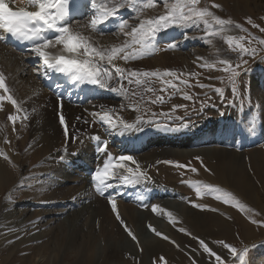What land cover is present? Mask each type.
<instances>
[{"label": "bare ground", "instance_id": "1", "mask_svg": "<svg viewBox=\"0 0 264 264\" xmlns=\"http://www.w3.org/2000/svg\"><path fill=\"white\" fill-rule=\"evenodd\" d=\"M97 2L100 3L102 0H97ZM9 3L14 8L26 6V0H15L14 4L12 3V0H10ZM82 3H85L84 0H82ZM153 11L154 10H147L145 14H142L141 18H144L145 15L152 16ZM87 13L88 15L91 14L90 7H88ZM132 13L135 12H130L126 9L121 10L117 19H122L124 16L129 18ZM115 21L116 20H112L101 26L105 33V37L103 36V38L102 36H99L100 33H93L88 28H80V30L85 35H90L91 37L94 34H98V36H93V38L97 40L98 45L106 48L120 46L124 42L125 37L122 34H119V32L117 34L110 33L116 25ZM130 21L131 20L128 21L129 24L131 23ZM183 32L184 28L182 27H171L167 31L158 34L156 41L153 42L155 45L154 51L151 54L145 53L141 58L128 61L127 63L123 60H117L115 63L128 69V67H130L129 64H136L147 60L146 62H142L145 64L144 69H148V71L159 70L162 73V71L168 69V63L171 65L172 62L176 61L172 58V56L178 58V60L182 58V54L180 53H167V55H164L163 53L164 50L174 51L183 41L185 42V40H181V42L177 43L174 42L181 39ZM106 34L108 36H106ZM128 39L130 40L131 38ZM169 43L178 44L179 46L169 50ZM161 46L164 48L159 49ZM184 46L186 45L184 44ZM59 47L60 46H57V49H51L50 51L58 52ZM37 64L38 58H36L32 53L29 52L28 54H23V52H20L15 48L5 46L4 42L0 41V70L3 69L5 72L4 74L8 76L5 82L10 89V93L18 101V104L21 102L23 103V107L28 109L29 115V120L24 122L22 121V112L16 113L15 108L7 101L0 102V153H2V155H0V181L2 184L4 182L14 181L15 184L16 180L21 179V185V182L25 181V176H23L22 170H17V168L15 170L14 167L17 166L16 163L21 162L22 164L26 163L27 165L30 164L38 166L37 169L35 168V171H32V178H36V174L38 173L39 175H44L45 179L43 181L39 179L40 177L34 179V181H32V188L29 189L31 191L27 194L26 198L28 197L33 201V203L30 202L31 205H39L40 210L37 214H39V216L45 215V220L40 224H32L33 227H42L44 223H50L52 216H54L52 224L58 222V230L59 228L64 230L66 228V224L68 223L74 228L78 226L83 228L89 218V221L85 226V230H83L85 231V236L82 238L83 241H86V239L89 240V243L88 245L87 243L85 244L83 252L86 251L88 253L89 251L94 258L98 252L96 244L99 243V240H101V242L104 240L110 243H116L117 241L124 240L128 244H131L137 253L140 252L136 243L132 241L124 230V227L116 219V215L112 211L108 199L106 197L100 199L94 194V186L90 183L92 174H89V172L91 171V173H93L96 167L102 165L103 161L107 159L105 153H101L99 157L96 155L95 140L89 139V137L95 134H99L101 138L108 141L107 152L112 154L113 148H116L117 153H114V157H118L121 154L133 155L134 158L141 164L142 170L146 171V173L151 177V181L144 182L136 186L128 187L115 183L114 188L109 190L111 195L116 198L117 209L120 216L126 222L131 231L138 237L140 246H144V249L149 248V250H152L156 245L159 247L160 243L162 246L167 245V242L164 241L158 243L156 237L146 233L148 231L147 227L149 222L154 221L155 217V214L153 215L151 210V203L153 201H157V203L154 204L159 205L163 210L162 212L158 211L156 214L163 216L167 221L166 226L162 228H167L168 230L173 229L171 222L168 220L169 217L167 212L169 211L166 210L164 206L168 203H172L171 199L175 194L173 193L174 191H168L161 186H166L162 183V180L166 181L168 174L171 177L172 175L175 176V173H180L181 171L175 167L174 164L168 165L163 163V161H173L175 158H185L186 155L196 154L199 156L205 154L211 158V164H214V168L210 167L213 171H215L213 176H206L210 182L213 181L218 184L225 182L226 179L220 174V169L222 167L227 169L233 164L241 170L240 172L243 174L245 179L249 176V171L246 169L244 162L246 154H240V149L253 144L242 143L241 145L236 144L230 146L228 141H226L227 134L225 133V124L227 121H238L241 119V108H238L236 112L229 111L223 116L218 115L216 117H212V119L203 121L198 127H187L178 132H168L163 128L156 129L154 127H148L144 132H130L121 136L115 132L109 133L106 132L105 129L102 130V128H105L106 126H103L98 122L92 124L90 127L89 124H85L83 121H77L76 118L81 116L84 120H86L85 115H83L84 112L81 110L84 106H86L85 108L91 117L90 120H93L92 113L99 111L100 104H105L110 107L115 106L117 109H119L123 104L126 106L124 109H127L130 115L126 114L124 109L119 112V115H122L125 119L131 121L139 113L130 110L131 105L129 97H122L119 93L100 90L98 88H93L92 86L87 89L85 86L81 87L77 84L68 82L62 75H53L52 79H48V81L45 82L44 77L39 75L36 71V69L40 67H38ZM189 65L190 64H186L181 68L187 71ZM113 83L115 84V81H113ZM53 84L62 85V87L59 88L57 95L54 97L50 94L48 89H45V87L51 88ZM171 90L174 91V95H171L170 99L175 101L184 100L182 96H178L180 91H176L174 89ZM2 94L3 92L0 90V95ZM61 94L63 95L62 108L58 107V99ZM184 101L189 102V100ZM166 103L167 102H165V104ZM32 109H35V112L31 111ZM60 111H62L67 124L70 126V135H77V130H82L84 132L82 140L83 143L79 141H66L63 128L59 124L58 114ZM9 114H16L20 117L15 125L7 119ZM155 119L158 118L155 117ZM192 125L193 123L190 122L189 126ZM24 132H28L30 135L33 133L39 144L43 145L41 150H34L31 148L30 152L32 153H30L28 157L24 159L21 157L20 159V156L15 154L17 150L14 146L15 144L21 142L18 137L19 133L23 134ZM166 136L167 138L165 139ZM168 137L170 139H168ZM240 140L241 138L237 140L238 144L241 142ZM33 141L34 137L30 136L25 147L28 148V145L32 144ZM170 141H173L172 143L175 142L176 145L171 144L170 146ZM205 141H209L211 147L209 143ZM7 142L10 143L8 145L10 150L4 146ZM255 142L253 143L255 144ZM198 143L199 146H196ZM205 144L210 148L199 151L192 149L193 145H195L194 148H199L201 145ZM65 146L67 147V152H64ZM156 146L158 149L155 153H152L151 155H147L146 153L144 154L148 148H156ZM189 148H191V150ZM71 149V153L78 152L77 157L71 155ZM44 153H46L44 163L42 165L33 164L37 162V157L44 155ZM61 155L65 156V160L63 162L60 160ZM4 156H7L9 159H4ZM158 161H160V163H157ZM68 162H70L71 165L67 164ZM174 162L175 161H173V163ZM192 162H194V160ZM153 166L159 167L154 169ZM148 169H150L153 174L150 173ZM205 173L212 174L210 172H204V174ZM182 177L183 176H181V178ZM189 178L192 179V181L195 180L197 182L195 176L190 174ZM157 182L158 185L156 186ZM168 182L171 183V181ZM124 190L126 191L125 197L123 193H121V191L123 192ZM14 199L15 198L12 196L10 201L13 202ZM173 203L176 204L179 212L192 217L191 222L196 224L199 229L203 228V225H205L204 217L201 218V214H197L190 209L191 206L189 205H192L190 200L188 207L182 205L181 203ZM26 211L29 212L30 210ZM213 220L216 224V218H213ZM98 225L100 226L98 227ZM242 226L243 228H247L246 223ZM162 228H159L158 231L166 234L163 230H161ZM58 230L56 228L52 230L54 236L58 235ZM139 231H143V233L145 232V235L142 234L144 235L143 239L139 237ZM74 239L76 240V238ZM61 244V241L58 242L56 238L51 249L50 243L46 242L45 245H42V250L44 249V252L40 253L36 257L35 261L38 264H44V258L47 257L46 255L49 256L50 253L53 259L57 258L58 252L56 248L58 247L61 249ZM70 245L74 247L75 243ZM81 246L82 244H80V246L78 245L77 247L79 248L76 247L75 252L80 251ZM169 250L171 249L169 248ZM41 254H44V256H41ZM34 255V252L31 251L30 253H24L21 258L24 261L31 262ZM107 257L112 260L118 259L121 264L132 263V261H129L126 255L122 253V251L120 252L118 250L108 252ZM96 263L95 260L92 259V264Z\"/></svg>", "mask_w": 264, "mask_h": 264}, {"label": "rangeland", "instance_id": "2", "mask_svg": "<svg viewBox=\"0 0 264 264\" xmlns=\"http://www.w3.org/2000/svg\"><path fill=\"white\" fill-rule=\"evenodd\" d=\"M170 2H173V0H170ZM212 4L221 5V8H213ZM198 7H208L210 11L214 12L220 18L224 20H231L233 25L230 26V30H225L219 35L215 34L219 28V26L215 24H212L211 27L207 28L202 23L199 26L191 25L184 28L181 39H178L174 42L177 43L181 42V40H185L186 43L183 41L180 44L181 47L177 44L179 47H177V49L174 51L164 50L163 54H182V58L179 60L178 58L172 56V58H174L176 61L172 62L171 65L168 63L169 66L167 65V67L168 69L175 70L178 74L185 73L180 78L187 79L189 83L193 85V87H184L181 85V89L183 92H187L189 95H191L193 99L189 100V102L184 101L185 99L183 101L179 99V101H175L168 98V96L165 94L167 103L151 105V111L158 114L156 118H158L160 121H166L167 117L159 115V113H170L173 105H185L186 109L179 108L174 113L170 114L173 117H182L183 122H194L195 125L202 124L203 121H207L208 119H212V117L220 115V112H236L237 109L240 108L239 102L234 104L232 107H229L226 103V99L231 98V92L228 90L231 88V85L227 84L226 79H217L226 77L227 75L222 71L217 70L218 68L222 67L218 61L222 59H228L239 62L238 51L240 45H243L249 49H255L254 56L251 54L243 56V59L248 60L247 70L243 72L237 82L238 86L240 87L243 85L249 86L251 102H248V100L245 99L244 103L241 105L243 112V119H239L241 123L237 124L235 121H230L228 124H226L225 130V133L227 134L226 141H228L231 145H235L241 135L242 139L240 144L247 143L248 141L258 140L254 145L241 148L240 150V154H246L244 162L246 169L249 171V176L247 179H245L243 174H241V170L233 164L227 169L225 167L220 169L222 172H220V174L226 179L225 182H222V184H218L213 181L210 182L206 176H213L215 172L210 168H214V164H211V158L205 154L199 156L196 154L186 155L185 158L180 159L175 158L173 160L175 161L173 163L174 166L176 162L180 164L190 163L192 167L198 169V172L192 173L190 170H181V168L177 167L181 171L180 173H175V176L172 175L173 177H170L168 174L167 180H162V183L167 186L166 189L169 188L168 190L171 192L174 190V192L178 195V198H172V203H168L164 206L166 210L172 213L173 219L168 218L173 228L171 229L172 232L167 228H162L166 226L167 221L163 216H159L156 213H153V215L155 214L154 221H150L149 224H151L157 230L162 228L161 230L166 233L165 235L169 236L171 240L176 241L180 247L177 248L169 241H165L162 238L155 236V234L147 227L148 231L145 230L147 231V234L156 237L158 243L162 241L167 242V245L165 244L166 246H162L160 243L159 247L156 245L152 250H149V248L144 249L143 246V251L137 253L134 247L124 240L117 241L116 243H110L104 240L101 242V240H99V243L96 244L98 252L93 258V255L89 253V251L88 253L86 251V253L83 252L85 249V244L87 243L88 245L89 243V240L87 239L86 241L82 240V238L85 236V231L83 230H85V226L89 221V218L87 219V222L83 228L81 226L74 228L68 223L66 224V228L64 230L60 228L58 230V222L52 224L54 216H52L50 223H44L42 227L32 226V224L36 225L44 221L45 215L39 216V214H37V212L40 210L39 205H31L33 201L28 197L26 198V196L31 191L29 189L32 188V181L37 179V177H40L39 179L43 181L45 176L39 175L37 173L36 178H32V171H35V168L37 169L38 166L17 162V166L14 168L15 170L17 168V170L23 171V176H25V181L23 182L24 186L20 187L21 179L16 180L15 184L14 181H9L6 183L4 182L3 184L0 181V264H38L35 260L40 253L44 252V249L42 250V245H45L46 242H49L52 249V245L54 244L56 238L58 242L61 241L62 248H56L58 252L57 258L53 259L52 255H50L51 253L49 256L46 255L47 257L44 258V264H92V259L95 260V263L97 262L96 264H121L118 259L112 260L107 257L108 252L113 250H118L120 252L122 251L129 261H132L131 264H152V259L159 256H164L166 258L167 264H191L188 253L191 252L192 249L197 250L195 253H193L197 260V264H215L214 258H209L206 253H203V250L199 247L197 240L193 237L204 239L209 244V247L221 254V256L228 261V264H232V257L230 253L228 250L223 249L221 246L216 244L215 241L224 240L230 245L236 247L238 250L243 246H248L250 248V253L246 258L247 264H264V226H261L260 224H253L251 222L252 220L264 221V44L260 43V41H264V32L259 31L258 28L252 27V25L247 23L246 20V18L250 17L254 24L264 28V0H201V3ZM163 11L164 7L161 3L159 7L152 12V16L159 15ZM146 12L147 10H145V13ZM131 17L132 18H129V20H131L130 22L132 23H130V25L139 23V20L136 18V14ZM77 21H79L80 24L82 22H84L82 24H85L87 17ZM236 24L240 25L241 28L246 31L241 30V28H235L234 25ZM113 31L114 34L118 33L116 29ZM205 31L213 33V35L205 37ZM185 32L187 33V40L184 38ZM98 34L96 35L98 36ZM96 35L94 34L93 36ZM93 36L92 40L97 43V40L94 39ZM99 36H102L103 38V36L105 37V33L104 35L99 34ZM106 36L108 35L106 34ZM241 37H243V39H241ZM229 38H232V47L229 45ZM184 44L186 46H184ZM162 48L164 47H159V49ZM25 52L27 54L29 53L28 51ZM25 52H23V54H26ZM198 57L203 59H198ZM146 61L147 60H144L136 64L129 62L132 64H129L130 67H128V69H139L141 71L148 70L144 69L145 64L142 63ZM213 61L216 62V68L198 66L205 63H211ZM186 64H190L187 68V71L181 68ZM37 66H40L39 61ZM2 71L4 74L5 72L3 69L0 70V73H2ZM189 73L194 75L189 76ZM5 77L6 79L8 78L7 75H5ZM208 77L213 78L208 79ZM153 81L156 82H153L151 87L159 90L161 84L158 80ZM197 82L200 84L212 85L214 88H225V99L219 97L213 88L201 89ZM53 85L54 87L56 86L55 84ZM45 89L49 90L50 88L45 87ZM58 90L59 88L56 87L55 95H57ZM53 92L54 90H52L50 94L54 97L55 95ZM169 92L174 91L170 89ZM179 94L178 96H182L181 92ZM145 95L150 96L151 93H146ZM201 101H204L203 107L201 106ZM257 103L260 105L258 108L256 107ZM85 107L86 106H84L81 110L84 112L83 115H85V119L91 122L92 119L90 120L91 117L89 116V113L86 111L87 109ZM124 112L130 115L127 109H124ZM180 122L181 121H176L177 124ZM194 124L189 127L195 128ZM253 127L255 129L254 132L251 131ZM104 129L105 128L103 127L102 130ZM30 136L34 137V141L32 144H29L31 147L28 145L27 148L25 145L28 143V138ZM18 137L21 142L15 144L14 147L17 150L15 154L19 155L20 159L21 157H23L22 159L28 157V155L32 153L30 152L31 148L34 150L42 149L43 144H39L33 133L31 135L28 132H24L23 134L19 133ZM83 137L84 136H82L81 140H83ZM166 138L167 136L165 139ZM168 139L170 138L168 137ZM172 142L173 141H170V146L171 144L176 145L175 142ZM205 142H208L210 145L209 141ZM199 143L196 144V146H199ZM9 144L10 143L7 142L4 145L6 148H8V150H10V147H8ZM194 146L195 145H193L192 149L197 151L209 149L211 147V145L210 147L205 146L199 148H194ZM157 149V146L156 148L152 147L144 152V154L146 153L147 155H151L152 153H155ZM189 149L191 150V148ZM71 151L72 149L70 150V153ZM113 151V155L115 152L117 153V149H113ZM45 156L46 153H44L42 156H38L37 162L33 164L42 165L44 163ZM197 156L201 157L203 165L210 169V171H205L204 167L201 165V162L195 159ZM193 160L194 162H192ZM153 167L154 169H157L159 166ZM148 170L153 174L150 169ZM204 172H210L212 174H204ZM190 174L196 177V180L199 182L201 187L202 195L199 198L197 197L194 188L190 186V182H196L195 180L192 181V179L189 178ZM181 176L183 177L181 178ZM168 181H171V183ZM206 184L219 187L222 189V192L208 195L206 194L207 189L204 188V185ZM157 185L158 182L156 186ZM227 192H231L235 198L229 205L223 203L224 193ZM121 193H123L125 197L126 191H121ZM215 195H220L222 199L219 201L216 200ZM12 196L15 198L13 202L9 199V197ZM97 197H100V195H97ZM189 200L196 204L206 205L208 208L217 209V211H210L207 210V208L202 210L200 208L193 207L192 205H189ZM236 201H239V204H236ZM173 202L181 203L187 207L189 205L191 206L190 209L192 211L197 214H201V218L204 217L205 220V225H203V228L199 229L196 224L191 222L192 217L188 215L186 216L185 213L182 214L179 212V209H177L176 204ZM26 210L30 211L27 212ZM213 218H216V224L213 222ZM244 223H246L247 228H243L242 225ZM99 226L100 225H98V227ZM54 228L58 230L57 236H54L52 233ZM179 228L186 229L188 233H191V235L180 232L178 230ZM138 233L139 237L143 239L145 232L143 233V231H139ZM17 237L19 238L17 239ZM73 237L76 238V240ZM9 241H11V243H9ZM73 243H75L74 247L70 245ZM80 244H82V246L80 251H78L79 253L75 252L76 247L78 245L80 246ZM253 245H255V247H252ZM168 247L171 250H169ZM31 251H33L35 254L34 258L32 257L31 262L24 261L21 258L22 255L24 253H30ZM42 255L44 256V254H41V256ZM237 264H239L238 261Z\"/></svg>", "mask_w": 264, "mask_h": 264}, {"label": "snow or ice", "instance_id": "3", "mask_svg": "<svg viewBox=\"0 0 264 264\" xmlns=\"http://www.w3.org/2000/svg\"><path fill=\"white\" fill-rule=\"evenodd\" d=\"M81 2L82 0H26V6L14 8L9 6V0H0V41L7 43L10 39H15L17 42L28 45L26 51L38 58L40 67L36 71L44 78L52 79L53 75H63L73 84L90 85L100 90L119 93L122 97L130 98V110L140 113L133 120L129 121L122 115H119V112L126 107L125 105L122 104L117 109L115 106L110 107L105 104H100L99 111L92 113V122L84 120L81 116L76 118L77 121H83L85 124H89L90 127L92 124L98 122L106 126V132H115L121 136L130 132H144L148 127H154L156 129L163 128L168 132H178L189 127V123L183 122L182 117H173L170 114L179 108L186 109L185 105H173L170 113H159V115L167 117L166 121L155 119L158 114L151 111L150 107L151 105L164 104L166 102V95L170 98L174 94L173 92H169L170 89L180 91L183 99L192 100L193 97L181 89V85L184 87H193L187 79L180 78L184 73L178 74L172 69H165L162 73L159 70L141 71L139 69H126L116 64L115 61L123 60L127 63L128 61L141 58L145 53L151 54L154 51L153 42L156 41L158 34L167 31L171 27L186 28L191 25L199 26L202 23L207 28L215 24L219 26L215 34L219 35L225 30H230L233 22L220 18L214 12L210 11L208 7H198L201 0H173V2H170V0H102L100 3L97 0H84L86 6L90 7L91 14L87 16V22L85 24H80L75 17L81 15L79 12ZM12 3L14 4L15 0H12ZM161 3L164 7V11L161 14L155 16L145 15L144 18H141V14H144L145 10H155ZM212 7L219 9L221 5L212 4ZM125 9L130 12L134 11L139 23L130 25L127 18L117 20L121 10ZM112 20H117L115 29L125 37L124 42L120 46L106 48L98 45L92 40L90 35H85L80 30V28H88L93 33L99 32L100 34H104V29L101 26ZM246 20L252 27L264 32V28L254 24L250 17L246 18ZM234 27L241 28L238 24L234 25ZM241 30L246 31L242 28ZM210 35H213V33L205 31V37ZM128 38L131 39L129 40ZM184 38H188L186 32L184 33ZM231 39L229 38L230 47H232ZM260 43L264 44V41H260ZM57 46H60L58 52L50 51L51 49H57ZM177 46L174 43H169L168 49H174ZM249 54L254 56L255 49H249L240 45L238 51L239 62L228 59L218 61L222 67L217 70L227 75L226 77L217 79H226L227 84L231 85V88L228 89L231 92V98L226 99L229 107L237 104V102L242 105L245 99L251 102L249 86L243 85L240 87L237 83L239 77L247 70L248 60L243 59V56ZM198 59L203 58L198 57ZM199 66L216 68V62L213 61ZM188 75L192 76L194 74L189 73ZM212 78L208 77V79ZM153 79L158 80L161 84L159 90L151 87ZM5 80V75L0 73V90L3 92L0 95V102H9L15 108L16 113L23 112L22 121H28V109L23 107L22 102L18 104V101L10 93V89L6 85ZM113 81H115V84ZM197 84L201 88H213L219 97L225 99V88H214L212 85L200 84L199 82ZM56 87L60 88L62 85L57 84ZM146 93H151V95L146 96ZM62 105L63 95L61 94L58 99V107L62 108ZM203 105L204 101H201V106L203 107ZM259 106L257 103L256 107L258 108ZM31 111L35 112V109ZM220 115L223 116L225 113L220 112ZM58 118L59 124L63 128L66 141H80L83 143L81 137L84 135V132L77 130V135H70V126L67 124L62 111L59 112ZM7 119L15 125L20 117L16 114H9ZM176 121L181 122L177 124ZM251 131H255L254 127ZM89 139L95 140L99 145L97 152L105 153L107 156V159L103 161L102 165L97 166L94 170L90 178V183L94 186L96 193L108 199L112 211L116 215V219L142 252L143 248L140 246L138 237L120 216L116 198L111 195L109 190L114 188L115 183L123 186H136L151 181V177L146 171L142 170L141 164L133 155L121 154L118 157H114L113 154L107 152L108 141L102 139L99 134H95L89 137ZM64 152H67L66 146ZM71 155L75 156L78 153L73 152ZM4 159L7 160L9 158L4 156ZM195 159L201 162L205 171H210V169L203 165L201 157L197 156ZM60 160L63 162L65 156L61 155ZM157 163H160V161ZM163 163L172 165L173 161L166 160ZM175 166L190 170L192 173L198 172V169L192 167L190 163H176ZM23 186V182H21L20 187ZM190 186L194 188L199 198L202 195L199 182H190ZM204 188L207 189L206 194L208 195L222 192L221 188L211 184L204 185ZM215 199L219 201L222 197L215 195ZM234 199L231 192L224 193L223 203L229 205ZM190 203H192L193 207L202 210L207 208L210 211H217V209L208 208L206 205L196 204L191 201ZM236 204H239V201H236ZM241 207L243 208L242 205ZM151 210L153 213L163 211L156 204L151 206ZM167 215L170 219L172 218L170 211L167 212ZM251 222L264 226V221L252 220ZM148 228L155 236L169 241L177 248L180 247L176 241L171 240L169 236L158 231L151 224L148 225ZM178 230L187 235H191L184 228H179ZM193 238L197 240L203 253H206L209 258H214L215 264H228V261L221 254L209 247V244L204 239H200L199 237ZM215 243L223 249L228 250L232 257V264H237V261L239 264H247L246 258L250 253L248 246H243L238 250L224 240L215 241ZM252 247H255V245ZM196 251V249H192L188 253L191 264H197V260L193 255ZM152 264H167V261L164 256H159L152 259Z\"/></svg>", "mask_w": 264, "mask_h": 264}]
</instances>
